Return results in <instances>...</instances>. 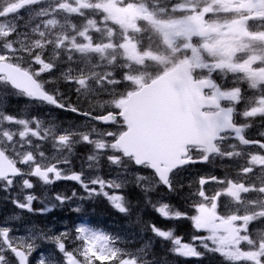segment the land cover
<instances>
[{
    "label": "snow or ice",
    "instance_id": "snow-or-ice-1",
    "mask_svg": "<svg viewBox=\"0 0 264 264\" xmlns=\"http://www.w3.org/2000/svg\"><path fill=\"white\" fill-rule=\"evenodd\" d=\"M8 204L0 264H264V0H0Z\"/></svg>",
    "mask_w": 264,
    "mask_h": 264
},
{
    "label": "trees",
    "instance_id": "trees-1",
    "mask_svg": "<svg viewBox=\"0 0 264 264\" xmlns=\"http://www.w3.org/2000/svg\"><path fill=\"white\" fill-rule=\"evenodd\" d=\"M14 104H16L17 108L22 106L23 101H13ZM63 189L60 191H68L70 192L73 188L72 186L63 185ZM95 211L90 213L89 217L82 218L88 220L92 225L99 226L102 229L107 230L111 233H121L126 234L130 229L128 226V222L119 214L114 212L105 201H100L95 206ZM3 210V211H2ZM16 211L11 204L5 205L3 207H0V219H3L5 215H8L11 212ZM53 221H56V219H60L62 221H70V223H67V226H71L72 222L74 221L75 214H72L68 212L67 210L64 211H55L53 213H50L48 215ZM44 216H27L24 223H27L29 221H35L37 223L44 224L46 221L44 220ZM145 218H147V214L145 215ZM49 219V218H48ZM78 221V218H77ZM136 226H132V230H135ZM180 232H190V229L185 225L180 228ZM185 263L181 261V264ZM187 264H192V261H188ZM210 264H217L216 260H211Z\"/></svg>",
    "mask_w": 264,
    "mask_h": 264
},
{
    "label": "rangeland",
    "instance_id": "rangeland-1",
    "mask_svg": "<svg viewBox=\"0 0 264 264\" xmlns=\"http://www.w3.org/2000/svg\"><path fill=\"white\" fill-rule=\"evenodd\" d=\"M62 183H65V182H62ZM72 183V182H71ZM63 184L59 183L58 185H56V188H57V191L58 190V187L61 186ZM39 191V190H37ZM41 205L37 204L36 207H40ZM49 218V219H48ZM44 220L46 221L47 224H49L50 226H53L54 228L56 229H62L63 227H65L67 224V222H64L62 220H57L56 221H53V219H51L50 217L47 216V218H44ZM75 222V219L74 221L72 222V224Z\"/></svg>",
    "mask_w": 264,
    "mask_h": 264
},
{
    "label": "bare ground",
    "instance_id": "bare-ground-1",
    "mask_svg": "<svg viewBox=\"0 0 264 264\" xmlns=\"http://www.w3.org/2000/svg\"><path fill=\"white\" fill-rule=\"evenodd\" d=\"M3 211V210H2ZM6 216V215H5Z\"/></svg>",
    "mask_w": 264,
    "mask_h": 264
},
{
    "label": "flooded vegetation",
    "instance_id": "flooded-vegetation-1",
    "mask_svg": "<svg viewBox=\"0 0 264 264\" xmlns=\"http://www.w3.org/2000/svg\"><path fill=\"white\" fill-rule=\"evenodd\" d=\"M185 240H187V239H185Z\"/></svg>",
    "mask_w": 264,
    "mask_h": 264
}]
</instances>
